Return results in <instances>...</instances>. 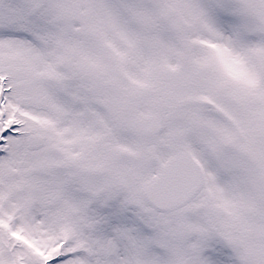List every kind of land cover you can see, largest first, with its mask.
I'll list each match as a JSON object with an SVG mask.
<instances>
[{"label":"snow or ice","instance_id":"6c2138e0","mask_svg":"<svg viewBox=\"0 0 264 264\" xmlns=\"http://www.w3.org/2000/svg\"><path fill=\"white\" fill-rule=\"evenodd\" d=\"M0 264H264V0H0Z\"/></svg>","mask_w":264,"mask_h":264}]
</instances>
